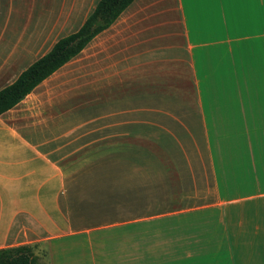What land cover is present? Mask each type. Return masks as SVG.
<instances>
[{"label":"crops","instance_id":"obj_1","mask_svg":"<svg viewBox=\"0 0 264 264\" xmlns=\"http://www.w3.org/2000/svg\"><path fill=\"white\" fill-rule=\"evenodd\" d=\"M98 1L0 0V89ZM78 56L81 79L121 85L137 72L144 88L184 92L155 112L163 127L141 129L163 132V147L132 157L118 151L137 145L121 142L96 162L110 173L59 168L55 129L41 141L38 120L23 119ZM75 58L0 115V249L39 246L42 264H264V0H133Z\"/></svg>","mask_w":264,"mask_h":264},{"label":"rangeland","instance_id":"obj_2","mask_svg":"<svg viewBox=\"0 0 264 264\" xmlns=\"http://www.w3.org/2000/svg\"><path fill=\"white\" fill-rule=\"evenodd\" d=\"M86 61V56L84 58L78 56L37 88L28 98L32 107L30 106V113L23 119L24 124L38 120L41 141H46L48 137L51 139L52 134L50 132L48 135V132L55 129V143L51 144L49 149H54L59 168L65 174L75 177L85 173H110L112 166L101 167L97 166L96 162L99 159L110 158L113 149L120 147L118 144L121 142L123 144L133 142L137 145L135 148L118 151L132 157L141 156L143 149H138L140 145L158 144L163 147V132L147 130L141 133V129L150 126L163 127V116L159 117L155 112L163 108L175 107V102L167 97L171 96L175 100L177 96L183 98L185 95L181 90H163V86L160 85H153L150 89L144 88L142 86L144 80L138 78L137 72L132 75L131 80L121 85L117 83L113 85L111 81L99 85L95 78L81 79L84 70H81L80 66ZM3 71L10 77L16 72V70ZM150 79L152 82H163V77L160 76H152ZM128 109L131 110L130 113L134 112L135 116L118 117L117 113L125 114ZM111 113H115V118L106 117ZM128 120L135 123L127 124ZM114 123L119 129L117 133L121 132V129L123 132L119 136L111 137L112 132L108 126ZM132 125L136 127L133 132L125 130V126ZM158 148L155 150L161 151V149L158 151ZM43 149L46 151L47 146ZM155 150L149 152L154 153ZM113 168L120 169L115 166ZM91 183L88 181L85 184ZM72 184L79 185L78 182ZM25 232L28 241L34 239L31 238L34 234L33 230H25ZM15 240V242L20 241L19 238ZM25 247L31 255L44 254L39 246H35L32 250L28 246Z\"/></svg>","mask_w":264,"mask_h":264},{"label":"trees","instance_id":"obj_3","mask_svg":"<svg viewBox=\"0 0 264 264\" xmlns=\"http://www.w3.org/2000/svg\"><path fill=\"white\" fill-rule=\"evenodd\" d=\"M133 0H99L81 26L59 38L51 48L0 89V115L23 100L53 73L75 58L107 29ZM0 264H42L25 246L0 249Z\"/></svg>","mask_w":264,"mask_h":264},{"label":"snow or ice","instance_id":"obj_4","mask_svg":"<svg viewBox=\"0 0 264 264\" xmlns=\"http://www.w3.org/2000/svg\"><path fill=\"white\" fill-rule=\"evenodd\" d=\"M225 2H229V0H225ZM234 2H244V0H234Z\"/></svg>","mask_w":264,"mask_h":264}]
</instances>
